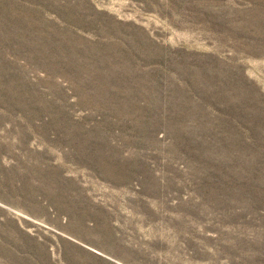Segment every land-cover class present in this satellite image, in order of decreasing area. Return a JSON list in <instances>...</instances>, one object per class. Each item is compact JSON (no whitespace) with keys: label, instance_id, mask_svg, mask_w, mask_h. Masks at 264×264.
<instances>
[{"label":"rangeland","instance_id":"1","mask_svg":"<svg viewBox=\"0 0 264 264\" xmlns=\"http://www.w3.org/2000/svg\"><path fill=\"white\" fill-rule=\"evenodd\" d=\"M0 264H264V0H0Z\"/></svg>","mask_w":264,"mask_h":264}]
</instances>
